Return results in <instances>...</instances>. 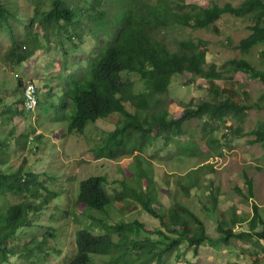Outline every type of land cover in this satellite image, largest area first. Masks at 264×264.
<instances>
[{
	"label": "trees",
	"instance_id": "obj_1",
	"mask_svg": "<svg viewBox=\"0 0 264 264\" xmlns=\"http://www.w3.org/2000/svg\"><path fill=\"white\" fill-rule=\"evenodd\" d=\"M31 2L32 10L27 16V22L18 33L15 27L18 17L12 9L11 0H0V33L10 41L4 49L3 60L21 66L23 61L35 54L37 47L48 51L47 43L59 45L68 40L75 44L74 39L82 43L83 26L86 24H91L89 33L95 39L105 34L106 38L100 39L103 47L92 66L91 76L86 77V67L85 72L75 73L77 86L67 89L72 108L66 132L69 136L80 137L89 125L99 126L110 121L111 126L102 129V143L89 152L96 159L111 161L133 157L126 168L128 174L121 172L119 183L114 185L111 193L106 188L109 176L91 175L79 182L72 215L76 211L80 212L87 221L81 229L76 230L75 253L65 264H90L93 255L108 256V264H172V256L177 261L181 257L182 261L186 255V250L181 248L184 243L187 248H193V255L190 256L193 259L202 245H227L235 239L252 241V232L257 225H262L259 237L264 238V216L259 213L256 204L253 217L248 219L250 230H234L236 225L243 224L247 218L232 209L231 217L220 215L222 218L217 226L220 235L212 237L199 213L189 203L175 198L166 206L157 200L152 170L149 166H143L139 160L144 150L152 146L161 135L166 143H173L176 151L182 155L204 154L200 147L201 140L208 146L206 154H221L222 149H218L222 147V143L215 131L225 124H228L230 134H248L251 136V144L260 143L264 146V121H260L249 131L243 125L249 108L254 104L261 107V103L249 104L241 100L240 81L235 77L242 70L250 77L264 82V48L259 50L260 63L242 55L228 57L218 64L208 39L184 34L188 28L211 31L214 34L225 33L227 43L231 41L228 29L236 19H240L245 23L243 29L246 32L234 48L243 54L250 53L257 46L264 45V0H242L237 5L232 2L201 5L186 0ZM80 5L84 7L79 14ZM84 18L87 22H82ZM35 24L41 25L46 31L42 40L37 39L35 32L31 31ZM62 63L67 68L70 66L66 60ZM185 72H190L189 80L192 82L198 78L197 85L205 88L209 97L197 101L181 100L182 109L174 114L168 109V104L172 101L168 96L172 97L173 84ZM126 73L138 75L142 87L136 88L134 81L124 80L122 75ZM12 77L16 81V88L21 92L22 78ZM4 90L6 89H0V132L4 128V134L12 135L15 126L24 123L28 132L24 133L23 146L27 145L30 153L37 154L27 143L32 144L28 136L33 133L27 125V119L30 116V126L35 125L33 112L40 105V100L33 108L24 109L21 93H17L14 98L10 97V103L9 98H4ZM60 106L63 110L64 105ZM115 116L117 119L113 120ZM193 119L202 126L200 138L189 135L181 140L180 137L187 133V124ZM8 145L9 137H0V154H6ZM4 158L6 157L3 156L2 160ZM45 161L41 159L42 164ZM206 166L210 172L213 170L212 163L208 162L197 164L183 173V176L177 174V184L184 195L189 196L192 188L202 186ZM54 174L52 177L56 176ZM174 176L176 175L172 172H165L163 184H170L168 178ZM41 179L42 173H37L31 166L21 165L9 170L0 166V199L7 201L4 207L0 206V258L4 257V263L13 264L12 261L30 249L29 243L35 246L33 248L43 249L46 256L52 254L50 251L59 252L58 249H53L54 243L49 238L55 236L54 229L60 226L53 222L40 223L43 211L52 203L56 204L54 198L60 196L52 188L57 178L53 181L48 178L47 184ZM244 179L247 194L240 187H236L235 191L247 199L253 198V179L246 173ZM207 180L205 186L210 190L207 195L210 204L204 205L202 211L213 213L219 203V188L213 187V179L207 177ZM165 191L170 193L171 189ZM10 196L20 198L11 202ZM115 201H123L128 215L120 217L118 222L110 223L107 210ZM155 203H159L160 207L154 206ZM140 211L156 218L159 226L147 230L135 218L134 213ZM32 227L45 231L51 229L52 232L35 237L37 230L31 234ZM24 229L29 232L25 244L10 250L9 246L16 242L15 236ZM190 258H186L187 261L184 262L193 264Z\"/></svg>",
	"mask_w": 264,
	"mask_h": 264
},
{
	"label": "rangeland",
	"instance_id": "obj_2",
	"mask_svg": "<svg viewBox=\"0 0 264 264\" xmlns=\"http://www.w3.org/2000/svg\"><path fill=\"white\" fill-rule=\"evenodd\" d=\"M186 1L201 5H209L212 2L219 4L232 2L237 5L242 0ZM31 3V0H11L12 9L18 17L15 25L18 33L22 31V26L27 22V16L32 10ZM83 7V5L79 6V14L82 12ZM82 22L87 21L84 18ZM244 25L245 23L240 19H236L233 22L230 29H228L231 41L227 43L225 33L214 34L211 31L188 28L184 31V34L186 36L190 34L202 36L208 39L218 64H220V61H225L228 57L242 55L251 58L256 63H260L259 50L264 48V45L257 46L246 54L234 48V45L246 32L243 29ZM90 27L91 24L83 26L82 43H79L77 39L73 41L76 45L68 40L59 45L54 42L47 43L48 51L44 49L42 51L37 50L35 54L23 61L21 66L15 65V62L9 63L3 60L4 49L8 47L10 41L6 35L0 33V89L4 87L6 90H11L16 84L11 74L20 72L25 78L31 79L35 86L39 87L40 93H42L39 97L41 103L33 112V117L36 119L35 125L30 126V116L27 119V125L33 132L30 135L33 136L32 140L37 139V130L42 132L40 139L29 145V147L37 145V154L30 153L27 145L23 146L24 133L28 132V129L24 128V123H19L18 127L15 126L12 135L4 134L6 131L3 128L1 129L0 137H9V145L6 148V154H0V166L4 170L15 169L21 165L24 167L31 166L37 173H42L43 179L41 180L45 184H47L48 178L50 181L57 178V181L52 184V188L60 194L59 197L54 198L56 204L52 203L50 207L46 208L40 218V223L53 222L60 226H56L57 228L54 229L55 236L49 238L54 243L53 249H58L59 252L50 251L52 254L46 256L43 249L33 248L35 246L29 243L30 249L23 255L20 253V256H22L12 261L11 263L13 264H22L26 259L25 264H65L75 253L76 230L81 229L87 221L83 215H80V212L77 213L76 211L75 215H72L73 202L79 189V182L91 175L102 174L109 176L110 181L107 183L106 188L107 192L111 193L114 185L119 183L121 172L124 171L128 174L126 168L133 161V157L119 158L112 161L96 159L89 152L102 143V129L104 130L111 126L110 121L99 126L89 125L81 137H78V135L66 136V128H68L69 121H71V103L66 101L68 103L66 108L60 109V104H62L60 96L65 100L64 95L66 93L62 91L63 87L59 85L64 84L68 90L75 88L78 84L75 73L85 72L86 67H88L86 77L91 76L92 66L97 60L96 57L99 50L103 47L100 39L106 38L105 34H101L100 37L98 36L99 39H95L89 33ZM31 31L37 33V37L42 34L40 27L33 28L32 26ZM170 44L172 45V43ZM64 60L70 63L68 68L66 64L62 63ZM122 76L124 80L134 81L136 88L142 87L138 75L126 73ZM190 77V72L182 73L173 84V95L172 97L171 95L168 96L172 99L168 104L170 112L178 114L181 111V100L187 102L190 99H194L197 101L203 97H209L206 89L197 85L198 78L192 82L189 80ZM235 77L240 81L238 82L240 84L239 98L249 104L261 103V107L254 104L249 108L248 117L243 124L245 130L249 131L253 127L255 128L260 121H264V100H262L264 97V82L259 78L250 77L249 74L242 70L238 71ZM218 82L222 83L220 80ZM12 92L13 96H17V90L13 89ZM112 119L116 120L117 116ZM186 129L187 133L180 137L181 140L189 135H192L191 137L193 138H200L202 134V126L195 119L187 124ZM22 131L23 133L21 134ZM215 135L218 136L222 143V147L218 149H222L221 154H206L205 151L208 150V146L204 140H201L200 147L204 154L200 156L182 155L176 151L173 143H166L164 136L161 135L156 138L152 146L144 150L139 158L143 166H149L152 170L157 200L166 206L171 204L175 198L189 203L199 213L207 232L212 237L220 235L217 231L218 221L222 218L220 215L230 216L232 209L240 216L243 215L247 218L246 222L235 226L234 230L236 232L250 230L248 219L253 217L254 204L258 206L259 213L264 216V146L260 143L251 144L249 142L251 136H248V134L242 136L230 134L228 124L221 126L218 131H215ZM3 156L6 157L4 160H2ZM42 158L46 160L44 164L41 162ZM38 161L40 163H37ZM208 162L212 163L213 170L210 172L209 167H205L206 170L203 172L205 178L202 179V182H205L198 188H192L189 196L184 195L177 184V174L183 176V173L197 164ZM165 172H172L176 175L168 178L170 184L167 185L163 184ZM53 173L56 174L55 177H52ZM245 173L253 179V198L247 199L235 191L236 187H240L247 194V187L244 184ZM206 176L213 179V187L219 188V203L216 212L213 213L202 211L204 205L210 204V199L207 197L210 190L205 186L208 183ZM38 177L40 176L38 175ZM168 188L171 189L170 193L165 191ZM119 189V186H117V190ZM19 198L20 196H10V201L16 202ZM6 204L7 201L0 199V206L4 207ZM154 206L158 208L160 204L155 203ZM109 208L107 211L109 213L108 222L110 223L118 222L120 217L128 215L123 201H115L114 205ZM67 211L69 213H66ZM134 214L135 218L145 225L147 230H153L159 226V221L156 218L148 216L142 211ZM34 230H37V228L32 227L30 233L32 234ZM35 232L38 236H34L39 237L46 232H52V230L45 231L40 228ZM261 232L262 225H257L252 232V241L235 239L229 241L227 245L223 243L202 245L197 249V256L193 257V259L190 258L194 252L193 248H187L184 243L181 245V248L186 250L183 260L181 261L180 257L177 261L175 256H172L171 262L172 264H187L184 260L187 261L186 258H190L193 264H264V238L259 237ZM28 234L27 229L21 231L19 235L15 236L16 242L12 243L9 249L13 250L24 245ZM91 260L90 264H108V256L93 255ZM0 264H8L4 263L3 256L0 258Z\"/></svg>",
	"mask_w": 264,
	"mask_h": 264
},
{
	"label": "clouds",
	"instance_id": "obj_3",
	"mask_svg": "<svg viewBox=\"0 0 264 264\" xmlns=\"http://www.w3.org/2000/svg\"><path fill=\"white\" fill-rule=\"evenodd\" d=\"M33 27H34V28H35V27H40V28H41L42 34L38 35V37H40V38L37 37V39L42 40V36L46 33V31L43 29V27H42L41 25H38V24H35ZM35 36H37V33H35ZM37 39H36V42L38 43ZM37 50L42 51L43 48H42V47H37L36 50H35V52H36ZM13 76H20V77L22 78L23 83H22V89H21V92H20V90H18V89L16 88V84H15V85L12 87L11 91H10V90H7V91L4 90V94L6 93V94H8V95H12V93H13L12 90L15 89V90L18 91V93H21V95H22V103H23V105L25 106L24 109H27V108H33L34 105H37L38 100H40L39 97H40V95L42 94V93H40L39 87L37 88V87L35 86V84L32 82L31 79L25 78L20 72L15 73ZM15 82H16V81H15ZM59 86H62V87H63L62 91L66 93V95H64L65 100L60 96V98H61V100H62V104L64 105V108H66V106L68 105V103H67L66 101H69V102H70L69 96L67 95V89H68V88H67V86H65L64 84H60ZM1 89H2V88H1ZM3 89H4V87H3ZM43 93H46V92H43ZM14 97H15V96H11V98H14ZM10 101H11V100H10ZM60 105H61V104H60ZM71 108H72V105H71ZM66 129H67V128H66ZM36 135H37V139H36V140H32L33 136H28L29 140H32V144H33V142H35V141H37L38 139H40V137H41V135H42V132H40V130H37ZM36 135H35V136H36ZM66 136L71 137V136L67 135V132H66ZM80 137H81V136H80ZM28 138H27V139H28ZM77 138H78V137H77ZM26 141H27V140H26ZM26 141H25V143H26ZM23 143H24V141H23ZM27 143H28L29 145L31 144L30 142H27ZM31 148H32L35 152L38 150L37 145H35L34 147H31Z\"/></svg>",
	"mask_w": 264,
	"mask_h": 264
},
{
	"label": "crops",
	"instance_id": "obj_4",
	"mask_svg": "<svg viewBox=\"0 0 264 264\" xmlns=\"http://www.w3.org/2000/svg\"><path fill=\"white\" fill-rule=\"evenodd\" d=\"M10 97H11V95H8V94H6V93H5V96H4V98H9L8 102H10V103H11V101H10Z\"/></svg>",
	"mask_w": 264,
	"mask_h": 264
}]
</instances>
